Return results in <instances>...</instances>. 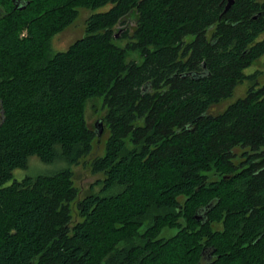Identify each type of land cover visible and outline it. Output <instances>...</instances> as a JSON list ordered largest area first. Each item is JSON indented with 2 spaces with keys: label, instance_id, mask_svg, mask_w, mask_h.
Listing matches in <instances>:
<instances>
[{
  "label": "trees",
  "instance_id": "1",
  "mask_svg": "<svg viewBox=\"0 0 264 264\" xmlns=\"http://www.w3.org/2000/svg\"><path fill=\"white\" fill-rule=\"evenodd\" d=\"M226 5L0 0V264H264V83L245 72L264 58V0ZM80 9L84 35L52 51ZM98 98L102 179L79 198ZM33 156L62 168L15 179Z\"/></svg>",
  "mask_w": 264,
  "mask_h": 264
},
{
  "label": "rangeland",
  "instance_id": "2",
  "mask_svg": "<svg viewBox=\"0 0 264 264\" xmlns=\"http://www.w3.org/2000/svg\"><path fill=\"white\" fill-rule=\"evenodd\" d=\"M4 9L2 6H0V15H4ZM92 14L93 11H88L85 9L79 10V15L77 19L73 22L72 25H70L68 28H66L63 32H61L59 35L54 37L51 41V49L52 51H64L66 50L74 41L80 39L84 35L85 31V21L87 16ZM133 19L127 18L126 19V25H120L116 27V30H119V33L124 31L127 27L133 28ZM26 36V31L23 30L20 34V38H23ZM128 41H119L117 44L124 47L127 44ZM127 61H136L140 62L141 58L137 52H128L127 53ZM253 71H259V77L257 79L258 84L264 83V58L262 60L260 59L258 62H255L252 64V67L247 69L245 72L252 73ZM249 85L247 86V88ZM245 89L243 88V91ZM242 91V92H243ZM239 94H241V90L238 91ZM226 106V103L220 105L217 107L218 112L222 111L224 107ZM104 108L102 106V99H92L87 102L85 106V113H84V119L87 125L94 130V125L97 121L101 120L104 115ZM2 121V115L0 112V123ZM108 137V133L106 130H103L102 136L98 139L95 137L93 140V148L90 156L84 158L80 161V163L76 166L72 167L73 171V182L74 186L79 190V198H82L87 192H89L90 186H92L96 180L102 179V175H93L91 173L89 164L90 161L98 156H102L104 153V146L106 139ZM240 159H236L235 163H238ZM62 166V163H61ZM59 163L54 164H44L42 163L37 157L33 156L30 157L28 160L27 169L21 170H15L13 172V176L17 180H21L24 177L27 176H34L37 174H51L55 172L56 170L62 168ZM8 182L7 184H9ZM182 202V199H180ZM72 212H73V221H77L78 217L75 211L74 206H72ZM173 231H167L165 232L166 236L172 235Z\"/></svg>",
  "mask_w": 264,
  "mask_h": 264
},
{
  "label": "water",
  "instance_id": "3",
  "mask_svg": "<svg viewBox=\"0 0 264 264\" xmlns=\"http://www.w3.org/2000/svg\"><path fill=\"white\" fill-rule=\"evenodd\" d=\"M233 2H234V0H227V5L225 7V11L228 10L231 7ZM94 127H95L94 128V132L96 134V137L99 139L102 136V133H103V130H104L102 121L101 120L97 121L95 123Z\"/></svg>",
  "mask_w": 264,
  "mask_h": 264
}]
</instances>
